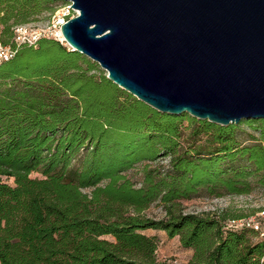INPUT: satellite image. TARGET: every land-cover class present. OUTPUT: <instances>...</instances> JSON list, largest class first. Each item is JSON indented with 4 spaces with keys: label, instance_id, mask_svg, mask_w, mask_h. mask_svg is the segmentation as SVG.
I'll return each instance as SVG.
<instances>
[{
    "label": "trees",
    "instance_id": "trees-1",
    "mask_svg": "<svg viewBox=\"0 0 264 264\" xmlns=\"http://www.w3.org/2000/svg\"><path fill=\"white\" fill-rule=\"evenodd\" d=\"M53 1L0 0V41L12 44L14 27ZM243 122L258 136L240 138ZM138 166L137 181L129 171ZM257 187L264 192V118L221 125L161 112L55 38L0 62V264H171L157 259L147 228L179 236L193 250L188 264H264L258 231L225 228L248 214L183 204ZM155 202L162 218L144 214Z\"/></svg>",
    "mask_w": 264,
    "mask_h": 264
},
{
    "label": "water",
    "instance_id": "water-1",
    "mask_svg": "<svg viewBox=\"0 0 264 264\" xmlns=\"http://www.w3.org/2000/svg\"><path fill=\"white\" fill-rule=\"evenodd\" d=\"M66 42L153 108L264 118V0H63Z\"/></svg>",
    "mask_w": 264,
    "mask_h": 264
},
{
    "label": "rangeland",
    "instance_id": "rangeland-1",
    "mask_svg": "<svg viewBox=\"0 0 264 264\" xmlns=\"http://www.w3.org/2000/svg\"><path fill=\"white\" fill-rule=\"evenodd\" d=\"M63 4V0H54L51 5L55 7L53 11L44 10L36 17H32L29 22H46L50 14L57 10ZM188 122L184 126V138L188 136L189 132ZM251 134L258 136V131L252 129L248 123L243 122L240 126L239 137L243 140L249 141ZM164 164L168 161L163 159ZM38 172H33L32 176H39ZM129 175L134 180H139L141 177L139 166L129 171ZM12 182L13 179H9ZM183 204L187 211L208 212L219 211L221 209L231 207L238 212H243L248 215L262 216L264 211V192L261 188H256L250 194H235L222 197L201 195L193 199L184 200ZM144 214L153 218H162L165 215L164 208L161 203L155 202L149 208L144 210ZM264 221V220H263ZM148 235L155 236L158 241V248L156 251L158 260H167L171 264H188L193 254L191 248L183 247L179 236L169 237L162 229L147 228L143 230ZM260 235V234H259ZM106 237L112 239L113 237L107 235ZM257 237V236H256ZM260 237V236H258Z\"/></svg>",
    "mask_w": 264,
    "mask_h": 264
},
{
    "label": "built area",
    "instance_id": "built-area-1",
    "mask_svg": "<svg viewBox=\"0 0 264 264\" xmlns=\"http://www.w3.org/2000/svg\"><path fill=\"white\" fill-rule=\"evenodd\" d=\"M72 5L73 1H64V3L57 10L50 14V17L46 22L17 24L14 27L13 43L4 44L0 41V62L13 57L16 53L17 47L20 45H35L43 37L55 38L61 40L62 42L66 41L62 32V25L69 18L80 13V11ZM263 220L264 211L262 212V216L245 215L230 218L225 222V228L229 230L252 228L258 231L261 237H264Z\"/></svg>",
    "mask_w": 264,
    "mask_h": 264
}]
</instances>
